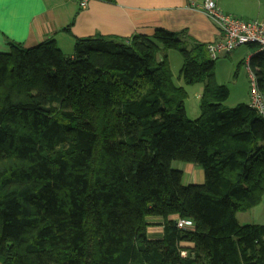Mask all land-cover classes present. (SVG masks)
I'll use <instances>...</instances> for the list:
<instances>
[{
  "label": "trees",
  "instance_id": "1",
  "mask_svg": "<svg viewBox=\"0 0 264 264\" xmlns=\"http://www.w3.org/2000/svg\"><path fill=\"white\" fill-rule=\"evenodd\" d=\"M183 44L157 29L76 38L71 56L53 40L0 55V264H264V226L236 219L264 196V119L225 106L207 45ZM167 51L185 85L203 83L196 119ZM175 161L203 184L185 186Z\"/></svg>",
  "mask_w": 264,
  "mask_h": 264
},
{
  "label": "crops",
  "instance_id": "2",
  "mask_svg": "<svg viewBox=\"0 0 264 264\" xmlns=\"http://www.w3.org/2000/svg\"><path fill=\"white\" fill-rule=\"evenodd\" d=\"M215 1L222 12L237 19L251 21L263 17L264 0H256L260 9L256 14L248 12L246 0ZM201 4L202 0H110L90 1L81 8L75 0H27L23 4L6 5L4 24L0 27V55L9 53L12 46L31 48L53 40L62 52L66 51V56H71L76 38L151 36L157 29L178 34L189 49L193 44H215L220 41V31L202 12ZM233 51L222 55L231 57ZM256 55V50L250 48L244 60L247 68L253 69L254 62L258 61ZM166 56L168 59L167 53ZM248 101L249 89L247 101L241 103L248 104ZM177 170L183 173L185 186L204 182L203 171L192 164H182ZM177 218L176 215L169 217L171 220ZM236 219L242 226H264V196L254 208L238 212ZM149 222L157 227L149 238L159 239L161 220L153 218ZM147 233L149 235L148 230Z\"/></svg>",
  "mask_w": 264,
  "mask_h": 264
},
{
  "label": "built area",
  "instance_id": "3",
  "mask_svg": "<svg viewBox=\"0 0 264 264\" xmlns=\"http://www.w3.org/2000/svg\"><path fill=\"white\" fill-rule=\"evenodd\" d=\"M75 1L81 8H84L90 1L109 2L110 0ZM201 10L215 23L221 34L220 41L207 45L211 60H216L222 54L228 55L242 45L256 46V53L264 54V13L263 17L258 20H240L222 12L215 0H202ZM247 73L249 80L248 105L258 116L264 119V95L257 86L253 71L247 68ZM176 226L178 229L186 231H192L194 228L193 222L185 219H178Z\"/></svg>",
  "mask_w": 264,
  "mask_h": 264
},
{
  "label": "rangeland",
  "instance_id": "4",
  "mask_svg": "<svg viewBox=\"0 0 264 264\" xmlns=\"http://www.w3.org/2000/svg\"><path fill=\"white\" fill-rule=\"evenodd\" d=\"M245 4L248 8L249 13L256 14L260 10L257 7L256 0H246ZM183 45L184 47H186V44ZM249 50L250 48L248 45H242L237 47V49L233 51L231 57L220 55L218 59L213 60L215 80L217 84L224 85L229 90V96L226 102L224 103L227 107L231 108L238 105V103L247 101V90L249 89V80L248 73L246 72L247 64L244 60H246V55H248ZM63 53L66 55V51H63ZM166 53L168 54V62L171 73L173 75L174 83L177 86L182 87L186 92L184 107L187 116L189 119H196L200 114V96L203 91V83L185 85L182 79L178 78L179 71L183 63L180 54L177 51H167ZM160 56L161 55H159V57ZM182 164L183 163L175 161L172 163L171 166L173 169H179L181 168ZM154 225L148 227V236L152 235L151 233L156 232L157 227ZM182 246L186 248L189 247L190 244L183 243ZM184 254L185 252H182V255Z\"/></svg>",
  "mask_w": 264,
  "mask_h": 264
},
{
  "label": "snow or ice",
  "instance_id": "5",
  "mask_svg": "<svg viewBox=\"0 0 264 264\" xmlns=\"http://www.w3.org/2000/svg\"><path fill=\"white\" fill-rule=\"evenodd\" d=\"M26 2L27 0H0V27L4 24V8L6 5L23 4Z\"/></svg>",
  "mask_w": 264,
  "mask_h": 264
}]
</instances>
